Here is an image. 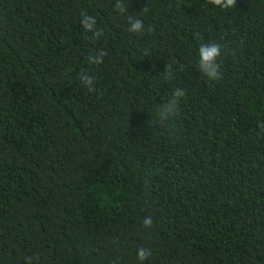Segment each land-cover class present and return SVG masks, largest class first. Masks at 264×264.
I'll list each match as a JSON object with an SVG mask.
<instances>
[{
	"label": "trees",
	"instance_id": "obj_1",
	"mask_svg": "<svg viewBox=\"0 0 264 264\" xmlns=\"http://www.w3.org/2000/svg\"><path fill=\"white\" fill-rule=\"evenodd\" d=\"M211 43L216 81L197 66ZM141 248L264 264V0H0V264H141Z\"/></svg>",
	"mask_w": 264,
	"mask_h": 264
},
{
	"label": "clouds",
	"instance_id": "obj_2",
	"mask_svg": "<svg viewBox=\"0 0 264 264\" xmlns=\"http://www.w3.org/2000/svg\"><path fill=\"white\" fill-rule=\"evenodd\" d=\"M237 0H212V3L221 9L228 10L231 9ZM117 9L121 14L126 13V8L123 3H117ZM128 21L131 24V27L128 29L130 33H134L137 35H143L145 31V24L142 19L138 17L129 16ZM80 23L82 28L87 32H90L95 37H99L102 35V32L99 30L97 26V20L95 16L88 15L86 13H81ZM151 29H149L150 31ZM223 49L219 43H211V44H202L198 50V68L203 73V75L209 81H216L219 79L221 75V64L220 57L222 56ZM105 55L102 51L95 56L89 57V62L93 64H98L102 62V57ZM82 83L87 87H93L94 81L91 76L87 73H82L80 77ZM184 95L183 91L177 90L174 93V99H172L168 104L163 106L160 110L161 118H164L169 115H173L176 107H177V99ZM145 226H151L153 221L151 217H147L143 221ZM151 256V252L144 248H141L138 251V259L143 264V262Z\"/></svg>",
	"mask_w": 264,
	"mask_h": 264
}]
</instances>
